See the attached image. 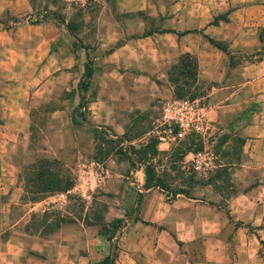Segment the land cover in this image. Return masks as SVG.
Segmentation results:
<instances>
[{"label":"rangeland","instance_id":"374dc122","mask_svg":"<svg viewBox=\"0 0 264 264\" xmlns=\"http://www.w3.org/2000/svg\"><path fill=\"white\" fill-rule=\"evenodd\" d=\"M32 1L35 13L29 18H0V154L17 152L19 178L26 174L32 185L23 201L4 210L3 237L7 239L9 224L33 203L44 202L17 225L15 246L2 242L0 264H98L106 252L113 256L111 264H153L163 252L154 232L162 230L173 253L185 256L189 264L201 263L206 253L209 264H264V167L245 152L244 138L229 125L233 121L213 127L207 118L203 129L159 147L150 136L154 109L146 119L139 116L122 136L88 126L93 141L85 142L72 120L85 117L86 100L81 107H72L77 88L76 77L70 74L77 65L66 66L77 54H90L75 39L78 28L94 21V11L117 0ZM152 1L154 14L149 9L123 14L122 23L136 27L130 38L164 32L170 5L197 8L199 0ZM160 7L166 8L163 15L157 14ZM227 15L212 16L210 24L228 21ZM199 16L189 15L186 26ZM141 23L144 32H136ZM69 26L75 27L74 34ZM43 35H49V47L42 43ZM203 37L222 58L231 56L227 42ZM48 51L55 56L49 62ZM260 53L258 47L243 56L256 61ZM201 58L200 53L180 54L168 75L173 92L204 103L209 85L202 79ZM66 105L71 126L55 130L50 118ZM145 166L151 167L154 177L149 192L143 187ZM138 189H144L140 198ZM174 201L177 204L171 207ZM143 202L150 203L146 214L167 222L137 223ZM190 204L199 208L193 222H186Z\"/></svg>","mask_w":264,"mask_h":264},{"label":"crops","instance_id":"0c3cea01","mask_svg":"<svg viewBox=\"0 0 264 264\" xmlns=\"http://www.w3.org/2000/svg\"><path fill=\"white\" fill-rule=\"evenodd\" d=\"M138 1L117 0L115 4L109 2L101 11L93 12V22L81 25L76 31L75 39L77 41L80 39L82 45L88 48L87 53H90L88 55L92 60L93 75L87 91L80 93L76 88L84 73L86 53L77 54L78 58L66 66L69 68L77 65L76 70L70 74L76 77L72 107L80 104L81 97H84L83 101L86 100V107L82 109L85 111V120L77 123L79 131L75 132L89 144L92 143L93 137L92 129L88 126L95 128L99 133H103L101 131L104 130L108 134L122 136L131 125H134L139 116L146 119L154 109H157L158 113L162 102L175 95L168 70L179 55L200 53L203 64L202 79L209 85L202 97L207 118L214 123L213 127L233 121L229 125L236 126L244 138L245 152L258 165L264 167V0H199L194 4L197 8L181 10L170 5L168 11L170 19L166 25L168 27L164 26L167 30L140 38H130L136 27L123 24V14L141 9H149L153 14L156 13V7L151 10L152 0ZM165 10V7H160L157 14L163 15ZM34 13L32 0H0V18L9 15L24 19ZM195 13H198L201 19L191 26H186L188 16ZM226 13L228 21L220 22L218 26L210 24L212 16ZM137 27L136 32H144L143 23ZM45 29L47 32L51 31L50 25ZM186 31L195 33L183 34ZM203 35L216 41L227 42L231 56L222 58L219 51L211 49L209 40L204 39ZM50 41L49 35H43V44L49 47ZM258 47L261 48L259 58L256 61L251 58L246 61L243 54L250 56ZM48 54L49 51L48 62L55 59V56ZM211 56H216L217 60H211ZM57 60L60 64L64 63L60 57ZM69 110L70 107L66 105L51 116L55 130L71 126ZM73 136H76L74 132ZM20 163L17 152L8 151L0 154V246L2 242L8 246H15L13 238L17 225L27 218L30 211L44 202L41 200L33 203L34 207H31L23 217L9 224L7 239L3 237L4 210L12 203L23 201L32 188L26 174H23V179L19 178ZM138 191L140 198L144 189ZM149 204L142 203L137 223L164 225L167 218L145 213V209L150 207ZM176 204L174 201L170 206ZM190 207L191 214L185 216L186 222H193L194 213L199 208L194 204H190ZM154 233L159 238L160 249L163 252L153 264H189L185 262V256L173 253L166 232L162 230ZM22 234L29 237L26 232ZM109 255V252L104 253L105 257ZM208 257L209 254L206 253L201 258V263L195 264H209ZM5 261L13 262L10 258H6Z\"/></svg>","mask_w":264,"mask_h":264},{"label":"built area","instance_id":"2783aa9c","mask_svg":"<svg viewBox=\"0 0 264 264\" xmlns=\"http://www.w3.org/2000/svg\"><path fill=\"white\" fill-rule=\"evenodd\" d=\"M198 98L176 96L164 100L154 118L150 136L158 145L169 146L206 127L207 112Z\"/></svg>","mask_w":264,"mask_h":264},{"label":"trees","instance_id":"16d2710c","mask_svg":"<svg viewBox=\"0 0 264 264\" xmlns=\"http://www.w3.org/2000/svg\"><path fill=\"white\" fill-rule=\"evenodd\" d=\"M74 29H75V27H73V26L70 27L69 26L68 27L69 33L70 34H74ZM185 33H188V32H185ZM86 59L87 60H86L85 66H84V73H83L81 79L79 80V82L77 84V89H78V91L80 93L87 91V89L89 87V84H90V80H91L92 75H93L92 60L90 59L88 54H86ZM175 96L178 97V98L185 97L183 95H179V94H176V93H175ZM83 100H84V97H81V101H80V104H79L80 107L83 105ZM80 116L82 117V115H80ZM81 120L84 121L85 118L82 117ZM72 122L75 123V124L79 123V121H77L76 118H74V117H73ZM144 175H145V184H144L143 187H144L145 190L151 189L154 186V177H153V171H152L150 166H145L144 167ZM53 187H55V185H53ZM42 189H44V188L43 187L40 188V191L44 192ZM46 191H47V189H46ZM112 259H113V256H111V255L106 256L98 264H111Z\"/></svg>","mask_w":264,"mask_h":264}]
</instances>
